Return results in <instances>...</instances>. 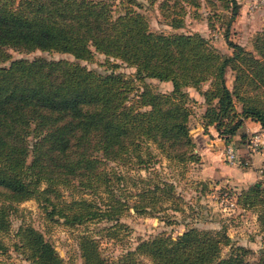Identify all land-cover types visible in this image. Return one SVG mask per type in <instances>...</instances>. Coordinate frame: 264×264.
Masks as SVG:
<instances>
[{
	"label": "trees",
	"instance_id": "1",
	"mask_svg": "<svg viewBox=\"0 0 264 264\" xmlns=\"http://www.w3.org/2000/svg\"><path fill=\"white\" fill-rule=\"evenodd\" d=\"M204 1L228 12L223 35L231 52L220 51L199 32L154 31L144 13L123 0L119 12L111 0H0V62L10 60L8 49L73 56L14 58L0 65L1 252L8 248L1 234L9 232L11 214L29 198L47 217L70 225L94 219L121 225L119 217L130 210L140 215L183 210L187 201L178 181L200 158L189 132L195 101L189 86L206 103V130L213 126L225 141L245 119L264 130V26L249 50L229 38L239 2ZM159 4L169 12V24L181 27L186 6L198 7L201 0ZM96 53L135 67L134 77L80 63ZM147 77L169 81L171 89L154 90L144 82ZM66 188L78 194L65 195ZM235 199L241 209L256 212L264 231V180L236 192ZM14 236L13 247L30 264H64L34 226L20 225ZM224 245L230 250L221 255ZM78 246L81 264H147L141 255L151 264H264V255L249 260L247 249L233 244L223 227L189 226L175 236L162 232L139 240L116 260L103 256L91 235L80 236Z\"/></svg>",
	"mask_w": 264,
	"mask_h": 264
},
{
	"label": "rangeland",
	"instance_id": "2",
	"mask_svg": "<svg viewBox=\"0 0 264 264\" xmlns=\"http://www.w3.org/2000/svg\"><path fill=\"white\" fill-rule=\"evenodd\" d=\"M111 1L114 3L115 12L122 11L124 6L120 2L121 0ZM123 1L144 13L150 29L154 31L164 33L199 32L207 37L220 51L231 52V48L228 47L223 35L225 29L224 21L228 17V12L219 4L212 7L204 0H201V4L198 7L187 5L182 26L173 27L169 24V18L167 17L169 12L160 7L159 3L161 0ZM237 1L239 2L240 0ZM254 1L257 2V5L252 7ZM246 5V13L240 16L242 19L241 23L239 21L238 25L234 24L237 15L232 21L229 38L239 43L244 42L241 43L243 46L249 50H253V36L257 30L263 28L264 21L260 16L254 18V22L263 21V24L251 34H247V39H241L243 36L245 37L246 33H243L244 28L241 30L240 27L245 22L243 20H246L247 16L253 17L254 13L260 11L264 15V0H247ZM8 52L11 55L10 60L14 58L31 59L39 56L50 59H73V56L68 53L56 51L34 50L25 52L8 49ZM10 60L1 61L0 65H6ZM79 61L86 67L98 72L105 73L114 70L127 77H134L135 74V67L127 65L120 60L111 58L107 60V57L100 53H96L93 60ZM232 79L233 72L231 69H228L226 80L230 86ZM144 82L157 91H168L171 89V82L169 81L147 77L144 79ZM135 85L140 88L142 82L135 80ZM207 85L208 83H204L201 88L204 89ZM186 90L195 99L191 103L192 111L189 117V132L195 142H199L200 144L204 134H207L210 138L212 137L210 132L211 126L206 130L202 125V113L206 107V103L203 102L200 90L191 86L187 87ZM248 125L244 120L240 131L228 141H225L223 137L218 135L221 140L208 150L207 155L209 157L205 160L198 152L200 155L199 160L191 162L187 167L184 178L178 181L177 189L184 195L187 201L181 211L167 210L165 213L157 215H140L130 210L119 217L118 221L121 222V225H112L116 221L106 219H94L70 225L64 223L57 216L53 218L47 217L46 211L34 198L19 202L17 204V211L11 214L9 232L1 234L2 240L8 245V248L3 252L0 251V264H30L24 258L23 253L16 250L12 244V241L16 240L14 232L23 224H30L39 229L63 257L64 264H81L78 243L79 237L82 235L88 234L96 238L101 254L110 260H116L128 249L134 248L136 243L141 239L150 238L162 232L175 236L189 226L209 229L223 227L229 235L231 242L235 245H243L247 249L246 257L251 261H255L264 255V231L261 230L257 221V214L253 210H244L239 206L232 207L229 204L230 199L233 198L236 192L249 186V184L246 186L237 184L236 173L238 174L239 169L251 166V163L247 164L245 161H247L246 155L253 151L250 148V139L254 134L258 133L262 137V144L258 152L262 153L264 151V130L256 128L252 123ZM31 139L32 137H30ZM227 143L232 144L236 148L240 162L230 163L225 159L224 152ZM250 161L253 162L251 159ZM163 163H166L165 159H163ZM257 165H259L258 169H261L260 173L264 175V162H258ZM165 171L171 172L172 169L165 167ZM140 172L144 174L143 170ZM258 180H264V176H261ZM63 193L65 195H77L78 191L66 188L63 189ZM85 195L88 196V194ZM164 214L166 216L163 219L162 215ZM229 250V245H224L221 255L228 254ZM139 258L147 264H151L148 257L141 255Z\"/></svg>",
	"mask_w": 264,
	"mask_h": 264
},
{
	"label": "crops",
	"instance_id": "3",
	"mask_svg": "<svg viewBox=\"0 0 264 264\" xmlns=\"http://www.w3.org/2000/svg\"><path fill=\"white\" fill-rule=\"evenodd\" d=\"M246 1L247 0H240V7H239V12L236 16V20H235V25L237 24L238 25V22L242 21V19L240 18V16L244 15L247 11V5H246ZM260 12H257V13H254L253 17L252 16H247L246 20H243V25L244 27H242L243 25H241V30H243L244 28V31L243 33H246L245 37L243 36V38L241 39H247V34H251L252 32H254L258 27H260L262 24H263V21H264V15ZM261 17L263 21L259 22H254V18L255 17ZM240 18V19H239ZM259 25V26H258ZM255 26H257L255 28ZM241 43H244V42H241ZM245 122L246 124L250 125L251 123L254 124V126L256 128H261L259 123L258 122H254L253 120L251 119H245ZM254 122V123H253ZM248 125V126H249ZM210 132H211V135L212 137H208L207 134H204L203 138L201 139V143L199 144V142H196L197 143V147H196V150H198V152L202 155L203 159L205 160L207 157H209V155H207L208 153V150H210L211 148L214 147V145H216L218 143L220 139V137L218 136L217 134V131L216 129L211 126L210 128ZM263 134V132H262ZM197 141V140H196ZM213 146V147H212ZM246 159L247 161H245V163L247 164H250L251 163V166H248L247 168H243V169H239L238 170V174L236 173V177L238 179V181H236L237 184L239 185H242V186H246L247 184H251L255 181H258V179L261 177V176H264L260 173L261 169H258V162L261 163V162H264V151L262 153H259L258 151H252V152H249L248 155H246ZM253 160V162L250 161ZM255 161V162H254ZM206 163V162H205Z\"/></svg>",
	"mask_w": 264,
	"mask_h": 264
},
{
	"label": "built area",
	"instance_id": "4",
	"mask_svg": "<svg viewBox=\"0 0 264 264\" xmlns=\"http://www.w3.org/2000/svg\"><path fill=\"white\" fill-rule=\"evenodd\" d=\"M257 5V2L254 1L253 4H252V7H255ZM262 144V137L260 134L256 133L253 135V137H251L250 139V148L251 150L253 151H258L260 145ZM225 159L230 162V163H236V162H240L239 160V155L237 153V150L236 148L230 144V143H227L225 145ZM230 206L232 207H236L237 204H236V199H235V195L233 196L232 199H230V202H229Z\"/></svg>",
	"mask_w": 264,
	"mask_h": 264
}]
</instances>
